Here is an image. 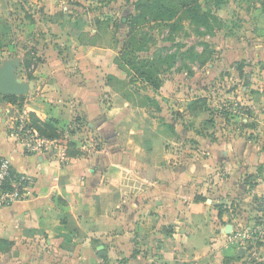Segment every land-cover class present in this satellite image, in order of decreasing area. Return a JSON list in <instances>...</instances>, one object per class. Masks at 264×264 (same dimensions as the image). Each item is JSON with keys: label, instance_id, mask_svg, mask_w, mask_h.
Returning <instances> with one entry per match:
<instances>
[{"label": "crops", "instance_id": "obj_1", "mask_svg": "<svg viewBox=\"0 0 264 264\" xmlns=\"http://www.w3.org/2000/svg\"><path fill=\"white\" fill-rule=\"evenodd\" d=\"M256 14L262 21L236 30L231 44L235 51L247 50L236 51L240 58L233 55L244 60L230 76L236 83L244 76L248 83L240 86L241 94L238 88L225 94L257 112L249 117L258 123L247 125L251 132L264 129V83L254 86L264 79V70L255 68L264 66V9ZM74 41L62 48L64 54L38 63L33 80L21 79L31 86L19 105L3 101L0 108V156L33 176L22 200L0 206V264H244L247 247L257 242L235 247L232 239L242 227L234 224L246 220L249 201L264 197V132L255 143L233 130L226 140L206 143V154H183L181 166L169 152L82 153L84 136L115 142L119 131L147 111L121 87L127 73L115 63L121 48ZM195 68L192 78L199 74ZM174 79L164 78L156 92L180 94ZM188 88L193 95L195 88ZM31 114L53 120L59 135H41ZM22 115L41 138L36 151L23 150L10 135Z\"/></svg>", "mask_w": 264, "mask_h": 264}, {"label": "rangeland", "instance_id": "obj_2", "mask_svg": "<svg viewBox=\"0 0 264 264\" xmlns=\"http://www.w3.org/2000/svg\"><path fill=\"white\" fill-rule=\"evenodd\" d=\"M180 1L0 0V66L4 61L16 58L20 61L17 77L31 81L38 63H46L52 56L64 54L62 48L75 39L80 45L96 44L118 50L133 27L131 51H118V57L125 59L128 56L133 62L154 60V66L146 70L154 74L158 84L164 83V78L174 76V87L181 93L169 97L159 95L143 77L137 76L139 70L124 72L122 89L132 103L145 107L147 115L134 119V125L129 123L127 129L119 131L115 142L84 136L81 139L82 146H85L82 153L97 150L123 154L169 152L177 154L173 162L175 160V164L181 166L183 154H206L202 148L206 143L214 144L219 137L226 140L233 130L240 135L244 133L257 143V137L264 129L257 127L252 132L246 129L247 125L255 127L258 124L249 119L257 112L225 94L234 88H238L241 94L240 86L248 83L244 76L237 83L230 76L239 61L244 60H236L233 55L238 49L245 55L247 50L240 47L235 51L231 44L236 30L245 28L248 23L262 21L256 10L264 9V0H190L198 2V16L205 14V22L198 18L188 19L186 16L191 13L183 16L178 6ZM167 8L176 10L181 18L171 21L154 19V14L160 11L165 14ZM173 22L174 25H170ZM236 57L240 58L238 54ZM221 58L225 62L221 63ZM214 60H217L215 67L209 68L207 64ZM192 64L198 67L194 70L199 73L194 78ZM255 68L264 70L260 65ZM188 71L190 75L186 74ZM223 74H227V78ZM262 74L261 71L260 76ZM117 79L111 77L109 80L118 82ZM262 82L263 78L255 80L254 86L261 87ZM190 84L195 88L193 95L188 88ZM203 88L206 89L205 95L201 91ZM252 92L256 89L252 88ZM1 98L0 108L4 103ZM130 129L136 133H128ZM262 198L254 197L249 201L243 210L249 212L246 220L234 224L235 228L254 226L263 233V241L247 247L244 264H264V215L260 216L254 206ZM232 243L241 250L239 241L232 239ZM236 255L240 258L239 252Z\"/></svg>", "mask_w": 264, "mask_h": 264}, {"label": "built area", "instance_id": "obj_3", "mask_svg": "<svg viewBox=\"0 0 264 264\" xmlns=\"http://www.w3.org/2000/svg\"><path fill=\"white\" fill-rule=\"evenodd\" d=\"M11 136L23 150L36 151L41 146V138L34 131L25 116H19L12 127ZM33 176L14 170L10 158L0 156V206L12 205L22 200L30 191ZM260 216L264 215V197L258 200ZM264 225V218H262ZM263 233L256 227H242L235 232L234 238L240 243H254L263 240ZM121 264V263H116Z\"/></svg>", "mask_w": 264, "mask_h": 264}, {"label": "trees", "instance_id": "obj_4", "mask_svg": "<svg viewBox=\"0 0 264 264\" xmlns=\"http://www.w3.org/2000/svg\"><path fill=\"white\" fill-rule=\"evenodd\" d=\"M161 5L162 4H160V6ZM178 6L183 16H186L185 13L192 14L191 16L190 15L186 16L188 17V19L198 18L205 22L206 20L205 14H200L198 16L197 11H199V8H200L198 5V2L196 1L190 2V0H181ZM163 15L165 16L163 17ZM173 18H176L175 20H179V18L181 17L178 15V12L172 8H167V12L165 14H161V11L160 13L154 14V19H162V20L171 21ZM174 23L175 22H173V24H170V25H174ZM202 25L206 26V24L204 23ZM133 32H134V28L131 27L129 30L128 37H127L128 39L121 46L122 47L121 51L123 50L131 51V47L134 44L133 40L131 39L134 34ZM115 63L120 68L124 69L125 71H129V70L133 71L134 69L139 70L138 75L134 71L135 76L137 75V76L143 77L145 81L148 83V85L153 87L154 89H157L159 87V84L156 82V78L154 77V74L151 71L149 72L148 70H146V68H151L154 66V60H151L149 62L147 61L133 62V60H131L130 57L126 56L125 59H120V55H119V57L115 58ZM137 64H139V67H136ZM19 98L20 97L16 95H6V96H3L1 99L2 101H6L9 103H16L17 100H19ZM30 116H31L33 125L37 128V130L40 132L41 135L47 138H55L59 135L58 129L55 127L53 120L42 121L39 118H37L34 114H31Z\"/></svg>", "mask_w": 264, "mask_h": 264}, {"label": "water", "instance_id": "obj_5", "mask_svg": "<svg viewBox=\"0 0 264 264\" xmlns=\"http://www.w3.org/2000/svg\"><path fill=\"white\" fill-rule=\"evenodd\" d=\"M20 61L16 58L9 59L3 62L0 66V97L6 95H24L28 92L31 83L22 81L17 77L16 69ZM231 225L225 227V232H230Z\"/></svg>", "mask_w": 264, "mask_h": 264}]
</instances>
